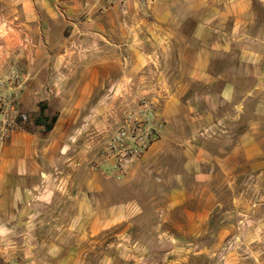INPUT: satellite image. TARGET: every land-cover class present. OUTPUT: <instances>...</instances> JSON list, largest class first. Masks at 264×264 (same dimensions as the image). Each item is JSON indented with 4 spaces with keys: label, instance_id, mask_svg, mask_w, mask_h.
Wrapping results in <instances>:
<instances>
[{
    "label": "crops",
    "instance_id": "0c3cea01",
    "mask_svg": "<svg viewBox=\"0 0 264 264\" xmlns=\"http://www.w3.org/2000/svg\"><path fill=\"white\" fill-rule=\"evenodd\" d=\"M14 71L29 126L40 104L56 122L0 142V264H49L38 253L61 251L75 224L93 238L128 228L149 204L156 237L204 235L217 174L231 187L236 173L264 169V0H0V96ZM142 98L159 136L116 178L99 129ZM259 207L264 194L248 206ZM45 210L58 211L46 229ZM229 215L221 239L236 230Z\"/></svg>",
    "mask_w": 264,
    "mask_h": 264
},
{
    "label": "rangeland",
    "instance_id": "374dc122",
    "mask_svg": "<svg viewBox=\"0 0 264 264\" xmlns=\"http://www.w3.org/2000/svg\"><path fill=\"white\" fill-rule=\"evenodd\" d=\"M138 1L145 4L151 0ZM144 99L147 100L146 98L138 100L137 105L135 103L136 106L130 109H121L119 113L121 115L117 112L113 113L109 117V122L103 127L100 126L99 151L104 158L107 157L103 152L108 141L121 127L126 115L135 112L140 101ZM154 108L156 112L155 105ZM213 143L214 141H210L211 145ZM222 143H228V141L224 140ZM139 157H135V159ZM106 171L116 178L121 176L112 173L109 168ZM122 171H124V167ZM223 177L226 176L221 172L218 173L213 183L217 203L211 213L208 230L204 235L180 238L167 235L156 237L154 235L156 217L152 214L153 206L149 204L146 205L148 210L144 212L146 213L145 217L142 219H139L138 216L134 217L128 228L125 225H119L93 238L78 234L79 226L75 224L73 229H69L67 234L56 240L57 243L60 242L61 251L55 249L50 253L40 252L38 253L39 257L46 261L45 257L47 256L49 264H168L169 260H173L175 264H264V234H262L264 232V207H259L258 212L254 214V209L248 208L264 194V169L257 173H251L248 170L236 173L235 181L231 187L226 186L227 180H224ZM134 190L137 191V189H132V191ZM238 194L242 196L241 200L244 205H238L235 211L230 200ZM66 206L61 207V214L62 208L67 211L73 206L71 200ZM45 211H48L46 214L50 223L43 224L44 229L51 227L54 221L51 220V216H55L58 212ZM181 212L179 209L174 210L171 213L172 217L179 220ZM228 213L230 215L226 222L229 226H234L236 230L234 235L221 239L216 232L223 216H228ZM257 229L262 232L259 236L254 234ZM52 238L55 237L46 235L45 231L38 232L39 240ZM175 238L179 241H176ZM175 245L177 247L173 248ZM168 249L179 251L172 253L167 252ZM186 250L189 252L187 253ZM231 253L233 256L228 258Z\"/></svg>",
    "mask_w": 264,
    "mask_h": 264
},
{
    "label": "built area",
    "instance_id": "2783aa9c",
    "mask_svg": "<svg viewBox=\"0 0 264 264\" xmlns=\"http://www.w3.org/2000/svg\"><path fill=\"white\" fill-rule=\"evenodd\" d=\"M11 91L0 96V142L16 128H21L29 121L26 113L19 112L16 100L21 90L19 73L14 71L9 79ZM162 123L157 120L151 101L142 100L137 110L126 115L121 127L108 141L103 153L114 160L109 170L122 175L124 161L143 155L158 139Z\"/></svg>",
    "mask_w": 264,
    "mask_h": 264
},
{
    "label": "trees",
    "instance_id": "16d2710c",
    "mask_svg": "<svg viewBox=\"0 0 264 264\" xmlns=\"http://www.w3.org/2000/svg\"><path fill=\"white\" fill-rule=\"evenodd\" d=\"M46 105L40 104L38 111L34 114V117L31 121L32 127H41L44 132H49L53 125L56 122V116L53 115L51 117L46 116L45 114ZM29 123L22 125L23 130H30Z\"/></svg>",
    "mask_w": 264,
    "mask_h": 264
}]
</instances>
